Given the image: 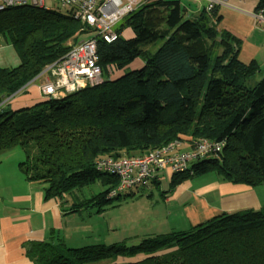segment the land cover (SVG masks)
<instances>
[{"label":"trees","instance_id":"trees-1","mask_svg":"<svg viewBox=\"0 0 264 264\" xmlns=\"http://www.w3.org/2000/svg\"><path fill=\"white\" fill-rule=\"evenodd\" d=\"M179 1L147 2L123 19L115 41L96 38L99 84L31 101L21 100L30 83L64 58L71 38L91 29L59 9L20 6L0 14V38L18 59L0 67V159L22 152L18 170L62 213L101 212L118 197L109 196L118 179L103 160L144 156L177 139H190L184 151L201 138L220 150L173 173L170 189L211 174L264 187L263 71L238 59L241 41L218 29V6L186 17ZM254 13L264 18V0H256ZM127 29L131 36L121 37ZM136 59L142 65L129 68ZM109 67L119 69L117 79ZM160 180L159 172L137 190ZM127 240L66 247L52 234L28 243L26 255L32 264H116L137 255L145 258L127 264H264V210L221 213L186 231Z\"/></svg>","mask_w":264,"mask_h":264},{"label":"crops","instance_id":"crops-1","mask_svg":"<svg viewBox=\"0 0 264 264\" xmlns=\"http://www.w3.org/2000/svg\"><path fill=\"white\" fill-rule=\"evenodd\" d=\"M206 1L179 2L185 7L186 17H190L198 13ZM255 7L256 0H226L225 4L217 7V14L221 17L217 27L240 39L238 50L240 61L247 63L253 60L264 70V25L255 23L253 19ZM124 33L126 38L131 36L128 29ZM0 46L3 47L0 51V66L18 64L14 51L4 50L5 47L8 49L11 46L3 39ZM39 77L26 88L21 100L31 101L38 98L37 88L34 86L38 82H43L47 74ZM18 162L19 159L9 158V155L0 159V264H32L26 255V245L30 242H47L52 234L66 247L108 245L134 234L130 233V230H134L132 232L137 236L186 231L210 219L212 214L215 217L221 213L257 210L264 207L263 187L250 188L213 179L202 187V192L207 195L206 201L199 202L198 197L183 201L182 222H177L171 217L174 210L166 213L167 220L171 217V222H101L100 212L62 213L53 199H44L43 188L38 182L24 178L18 170ZM183 191L177 189L173 195L163 197V203L168 209H174ZM210 196L214 199L212 200ZM163 253L166 252L158 254ZM144 258V255L127 259L118 257L115 263H134Z\"/></svg>","mask_w":264,"mask_h":264},{"label":"built area","instance_id":"built-area-1","mask_svg":"<svg viewBox=\"0 0 264 264\" xmlns=\"http://www.w3.org/2000/svg\"><path fill=\"white\" fill-rule=\"evenodd\" d=\"M153 0H0V12L8 8L28 6L43 10L53 9L47 2L61 10L70 12L80 26L91 29L85 40L75 41L78 35L69 41V51L59 63L47 68L43 74L47 77L38 88L41 98L58 97L79 89L86 83L96 82L101 77V68L97 65L96 38L105 43L115 41L118 24L139 6ZM207 10L225 4L226 0H207ZM253 19L264 25L261 13H254ZM192 150L182 148L190 144V139H177L150 151L144 156L118 159L108 158L100 162L105 171L115 174L119 180L117 187L111 191L110 197L120 196L131 189L145 188L157 173L168 171L173 174L182 171L190 162L202 158L206 153L217 152L220 145L206 139L193 142Z\"/></svg>","mask_w":264,"mask_h":264},{"label":"rangeland","instance_id":"rangeland-1","mask_svg":"<svg viewBox=\"0 0 264 264\" xmlns=\"http://www.w3.org/2000/svg\"><path fill=\"white\" fill-rule=\"evenodd\" d=\"M46 6L52 8L54 10H58V9L61 10L60 8H57L55 5L51 4L50 2H47ZM3 12H0V14ZM122 21L118 25H120L122 23ZM255 23L258 24L256 21H255ZM183 29L184 30L187 29V26H185ZM116 30H117V28H116ZM116 30H115V33L118 34ZM89 36H90L89 34L88 35L83 34L79 37V40L88 39ZM125 36H126L125 33L122 32L121 37L126 38ZM2 46H0V51L3 48ZM4 50H7L9 52H13V49L11 47H9L8 49H6V47H5ZM198 61L202 63L204 60H203V58H201ZM16 65L17 64H15L14 66H16ZM141 65H142V61L139 59H136L135 61H133L129 65V68L136 69V68H139V66H141ZM14 66H7V67H14ZM0 67L4 68L3 66H0ZM47 68L53 69L52 66H49ZM116 69H115V67H109L108 68V73L111 72V74H112L111 80H115L119 77V72H118L119 69H117V70ZM262 71H263L262 73L264 74V70H262ZM100 79H101V77H100ZM100 79L97 80L96 82H92L90 84H93V85L99 84ZM38 83L35 84L34 87L37 88L38 97L41 98L40 92H38V88H39V85L41 83L40 82H38ZM10 157L18 160L19 158L23 159L24 156H23L22 152L20 153L18 150H15L12 153H10L9 158ZM167 173H168V175H167ZM160 175H161V180H160V183L158 186L155 187L154 185H152L149 189H142V190L131 189V191H125V192L121 193L120 196H118L110 204L105 205V209L100 212L101 218H102L101 222H171V217L175 218V221H177V222H182L183 214L181 213V209H182L181 206L183 204V201L185 199L187 201H190L194 197H198L199 202L206 201L207 195H206V193L202 192V187L205 184H207V182L210 180L214 179L216 181L219 179V178H216V176L214 174H211V175L203 176L200 178L184 181L181 184H179L178 186H176L175 188L170 189L168 176L170 177L172 174L169 173L168 171H166V172L163 171V172H160ZM117 179L119 180L118 177H117ZM151 189H152V191L150 193ZM177 189H180V191L181 190H184V191L179 196L180 200L178 202H176V206L174 207V209L173 208L168 209V207H166V205L163 203L162 192L164 191L166 194L168 193L167 195L169 196V195H173ZM148 193H150V194H148ZM197 193H200V194H197ZM211 197L212 196H210V198ZM213 199L214 198L212 197V200ZM213 202L214 201H212V203ZM194 203H196V201ZM262 210H264V207L262 208ZM170 211H173V212L171 213L170 219L167 220L168 214L166 215V213H168ZM209 215H211V214H209ZM213 216L214 215L212 214L211 218H213ZM132 231H134V230H130L129 232L134 233V234H129V236H127V239H128L127 242L128 243L131 240L134 241L135 237H140V235L137 236L136 233L132 232ZM141 235H144V234H141ZM118 241H120V239ZM108 244H111V243H108ZM125 259H127V257H125Z\"/></svg>","mask_w":264,"mask_h":264},{"label":"bare ground","instance_id":"bare-ground-1","mask_svg":"<svg viewBox=\"0 0 264 264\" xmlns=\"http://www.w3.org/2000/svg\"><path fill=\"white\" fill-rule=\"evenodd\" d=\"M206 7H208V3L207 2H205V5H204L203 9L206 8Z\"/></svg>","mask_w":264,"mask_h":264},{"label":"water","instance_id":"water-1","mask_svg":"<svg viewBox=\"0 0 264 264\" xmlns=\"http://www.w3.org/2000/svg\"><path fill=\"white\" fill-rule=\"evenodd\" d=\"M36 80V79H35Z\"/></svg>","mask_w":264,"mask_h":264}]
</instances>
